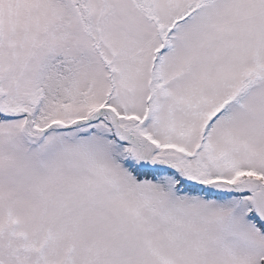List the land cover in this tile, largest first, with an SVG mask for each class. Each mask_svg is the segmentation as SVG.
Returning a JSON list of instances; mask_svg holds the SVG:
<instances>
[{"label":"snow or ice","instance_id":"1","mask_svg":"<svg viewBox=\"0 0 264 264\" xmlns=\"http://www.w3.org/2000/svg\"><path fill=\"white\" fill-rule=\"evenodd\" d=\"M0 264H264V0H0Z\"/></svg>","mask_w":264,"mask_h":264}]
</instances>
